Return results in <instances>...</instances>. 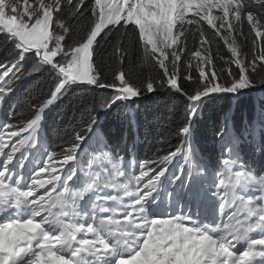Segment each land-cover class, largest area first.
Returning a JSON list of instances; mask_svg holds the SVG:
<instances>
[{"label": "snow or ice", "instance_id": "6c2138e0", "mask_svg": "<svg viewBox=\"0 0 264 264\" xmlns=\"http://www.w3.org/2000/svg\"><path fill=\"white\" fill-rule=\"evenodd\" d=\"M0 38L12 57L0 64V107L22 77L54 81L30 106L34 118L0 123V264H264V174L239 153L249 128L237 135L225 118L211 167L191 143L207 102L264 86V0H0ZM103 41L118 65L111 76L100 65ZM137 60L155 75L138 79ZM83 88L109 93L105 113L146 93L179 97L187 109L180 145L141 161L137 175L111 155L92 119L60 154L42 150L39 164L17 157L36 146L47 112ZM257 127L264 137V110L253 142ZM94 139L96 171L85 173L78 153Z\"/></svg>", "mask_w": 264, "mask_h": 264}, {"label": "trees", "instance_id": "16d2710c", "mask_svg": "<svg viewBox=\"0 0 264 264\" xmlns=\"http://www.w3.org/2000/svg\"><path fill=\"white\" fill-rule=\"evenodd\" d=\"M205 29H208L206 22ZM211 39V30L207 32ZM123 37H117V41ZM134 39V37H133ZM108 40H112L109 37ZM100 65L105 75L111 76L112 71L118 67L112 56L113 45L103 41ZM241 46H248L243 39H238ZM192 47L191 41L189 48ZM4 46L0 43V64L6 63L9 53L3 52ZM217 45L213 41V56H217ZM219 56L225 60L229 58L227 46L219 44ZM136 77L143 80L145 76L155 73L147 64L135 61ZM220 62H216V70L219 71ZM196 73L193 71V75ZM54 84V81L45 73H37L30 76L26 83L18 87V91L6 103L0 107V123L10 121L13 124L27 123L34 118V110L30 106L46 98ZM15 83L13 86L15 87ZM264 87V86H263ZM262 87V88H263ZM264 91V90H263ZM109 93L103 90L92 91L90 88L77 89L70 92L60 101L52 111L46 114L39 129L40 143L47 152L61 153L62 148L69 146L76 133L81 132L87 123L98 120L99 132L105 138L111 155L121 156L126 164L131 163V171L136 172V165L143 160H150L166 155L175 150L181 143L177 130L185 122L187 109L179 97H173L163 93L144 94L130 106L122 105L111 112L105 113L103 103ZM264 110V92L259 100L252 95H244L238 98L224 97L222 99L207 102L196 118L192 137L195 148L200 150L203 156L208 158L210 154L218 156L216 136L217 129L227 117L239 135L245 127L249 133L239 144V153L242 163L252 168L258 174H264V137L261 136L258 127L255 129V141L253 142V126L259 121L261 111ZM40 147V146H39ZM37 148L39 150L40 148ZM95 147V139L87 150L80 156L82 163L87 166L92 162L89 170L95 172V156L88 149ZM43 156V152H40ZM94 155H99L94 151ZM180 156L178 154L176 157ZM213 160V159H212ZM216 158H214L215 162ZM95 169V170H94ZM88 171V172H89ZM127 171V169H126Z\"/></svg>", "mask_w": 264, "mask_h": 264}, {"label": "rangeland", "instance_id": "374dc122", "mask_svg": "<svg viewBox=\"0 0 264 264\" xmlns=\"http://www.w3.org/2000/svg\"><path fill=\"white\" fill-rule=\"evenodd\" d=\"M0 43L4 46L3 52H6V53L8 52L9 53L10 52V46H9V44L4 39H2V38H0ZM242 48H245V46H242ZM7 57H8V59L6 60V63H8L12 59V57H11L10 54ZM193 64H195V60L193 61ZM29 78H30V76L22 77L21 80H19V81L16 82L17 85L15 87H19L23 83H26L29 80ZM262 87L263 86H261L259 84V81H257L255 89L254 90H250L247 95H252L253 97H255V98H257V99L260 100L263 97V92H264L263 91L264 90V87L263 88ZM87 143L90 144L91 141H88ZM191 143H192V146H194V140H193V138H191ZM14 162H15V160H14ZM43 175L47 179V174L45 173ZM49 187H51V186H49ZM43 191L44 190L42 189L41 192H43Z\"/></svg>", "mask_w": 264, "mask_h": 264}, {"label": "water", "instance_id": "95a60500", "mask_svg": "<svg viewBox=\"0 0 264 264\" xmlns=\"http://www.w3.org/2000/svg\"><path fill=\"white\" fill-rule=\"evenodd\" d=\"M242 96H244V95H242ZM239 97H241V96H239ZM233 98H238V97H233Z\"/></svg>", "mask_w": 264, "mask_h": 264}, {"label": "bare ground", "instance_id": "6f19581e", "mask_svg": "<svg viewBox=\"0 0 264 264\" xmlns=\"http://www.w3.org/2000/svg\"><path fill=\"white\" fill-rule=\"evenodd\" d=\"M44 147H47V146H44Z\"/></svg>", "mask_w": 264, "mask_h": 264}]
</instances>
